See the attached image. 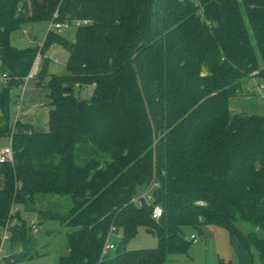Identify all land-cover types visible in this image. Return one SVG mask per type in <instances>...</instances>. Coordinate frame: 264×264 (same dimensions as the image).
<instances>
[{
  "label": "trees",
  "instance_id": "1",
  "mask_svg": "<svg viewBox=\"0 0 264 264\" xmlns=\"http://www.w3.org/2000/svg\"><path fill=\"white\" fill-rule=\"evenodd\" d=\"M57 9L70 26L89 20L76 24L74 43L50 29L42 47L12 45L22 23L52 21ZM52 42L69 58L66 74L37 76L49 89L48 131L18 119L14 163L0 168V230L9 233L0 235L2 264L40 256L38 224L51 221L70 230L59 264H167L191 244L184 226L204 225L228 231L238 264H253L252 247L264 264V115L229 106L246 77H264V0H0V71L8 76L0 141L12 91L22 89L35 50ZM93 85L81 110L74 88ZM97 152L109 158L89 157ZM153 181L160 186L150 201L136 205ZM55 195L70 197L64 215L38 208ZM156 206L163 207L158 220ZM21 208L38 223L29 226ZM139 227L157 247L127 248Z\"/></svg>",
  "mask_w": 264,
  "mask_h": 264
},
{
  "label": "rangeland",
  "instance_id": "2",
  "mask_svg": "<svg viewBox=\"0 0 264 264\" xmlns=\"http://www.w3.org/2000/svg\"><path fill=\"white\" fill-rule=\"evenodd\" d=\"M192 1L196 2L197 0ZM51 23L52 21L48 19L22 23L19 28L11 33L10 39L12 45L17 48H23L25 46L28 47L33 44L42 46L49 30L51 29ZM77 29L78 26L74 24L73 26L65 27L61 30L53 29V32L57 33L60 38L65 39L69 43H74ZM47 44L48 43H46L44 48H42L39 52L34 49L35 52L40 53L41 55L37 76L44 72L42 78L45 81H48L51 76H62L66 74V65L69 58L68 50L59 43L52 42L49 46H47ZM37 76L31 77L26 83L24 89H14L12 91V97L17 99L14 100V103L11 105L9 119L10 123L8 127L9 130L5 135L6 138L0 141V149L7 146L10 142V139H13L15 130L17 129V121L20 119V115L24 114V103H31L30 108H28V112L32 115V117L35 118L36 121H38L42 128L47 127V98L43 97L42 95H39L40 97L36 95L35 99L38 100V103L35 99L32 101L35 95L34 91H36L37 88H45L44 82L40 85L37 84ZM95 86L96 85L82 88L75 87V97L79 100V102L89 101ZM28 94L31 95V100L30 98L27 100L26 95ZM23 99L24 102H22ZM18 102L21 103L20 107H18ZM229 106L233 113H239L243 115H264V77H246L243 80L242 89L239 90L236 97L231 99ZM4 112L6 111L4 110ZM4 112L3 115L5 114ZM0 115H2V113H0ZM168 132L169 131H166L165 134ZM168 142V140L165 141L167 145L169 144ZM83 156L85 155H81V158L79 159V163L81 164L86 162V157L84 158ZM89 157L98 158L99 161L109 158L106 153L104 154L101 152L94 153V155ZM155 162L156 159L154 160V163ZM100 166H102V164ZM143 190L144 189L142 188L141 191ZM47 200L48 203H39L38 205V208H44L45 213L52 212L64 215L73 206L69 196H49ZM199 204L204 205L205 203L199 202ZM21 216L26 220L29 226L37 221V217L34 214L26 212V210L23 208H21ZM38 226L40 230L35 234V237L37 243L36 251L40 254V256H36L33 259L22 260L16 262L15 264H59L60 256L66 255L68 253L66 233L70 231L69 228L62 226L58 221L38 224ZM238 226L244 233H248L251 230V227L244 223H239ZM183 231L186 239L191 241V244L186 253L170 254L166 259L167 264H238L237 256L230 244L229 233L225 228L219 227L217 225H204L199 229H196L192 226H184ZM192 234L196 235V238L192 239ZM0 235H2L3 240L5 236L8 238L9 233L6 232V229L4 228V230H0ZM121 238L123 237L119 232V235H117L116 239L119 240ZM6 242L4 244L3 252L0 254L1 264L7 263V261L3 259V257L7 254ZM157 246V237L153 233L146 231L144 227H139L137 233L127 242V248L131 250L155 248ZM251 251L253 256V264H260L258 250L255 247H252Z\"/></svg>",
  "mask_w": 264,
  "mask_h": 264
},
{
  "label": "built area",
  "instance_id": "3",
  "mask_svg": "<svg viewBox=\"0 0 264 264\" xmlns=\"http://www.w3.org/2000/svg\"><path fill=\"white\" fill-rule=\"evenodd\" d=\"M59 18H60V13H59V10L57 9L54 12V14H53L52 23H51V26H50L51 29L61 30V29L65 28V27H69L70 26V23H69L68 19H65L64 21H61V20H59ZM75 23L78 26H80V25L89 23V20H76ZM40 47H42V46H40ZM40 61H41V55H40V53H38V55L36 56V59L34 61V64H33L32 68H31L30 72L28 73V75L23 80V85L21 87L22 89L25 88L26 83L29 81V79L31 77L37 76V70H38V65H39ZM7 80H8V76L5 73H2L0 71V86L2 84L3 85L6 84ZM18 107H20V102H18ZM13 162H14V152H13V149H12V139H10L9 144L7 146H5V147L0 149V168L5 163H13ZM159 186H160L159 182H157V181L151 182L150 185L148 186V188L134 199V202L136 203V205L140 206L142 204L143 200H146V202L150 201L152 190L155 187H159ZM161 216H162V209H161L160 206H156L154 208V210H153L152 217L154 219L158 220ZM33 230H34V232H37L38 231V227L34 226ZM6 232H7V229H6ZM114 232H115V228L112 227L109 235L114 233ZM5 238H7V236H5ZM192 238H196V236L193 235ZM113 248H114V245H113V243H111L109 241V236H108V238L106 240V243H105V249L106 250H108V249L110 250V249H113ZM3 250H4V244L2 243L0 245V254L3 252ZM0 257H1V255H0Z\"/></svg>",
  "mask_w": 264,
  "mask_h": 264
},
{
  "label": "crops",
  "instance_id": "4",
  "mask_svg": "<svg viewBox=\"0 0 264 264\" xmlns=\"http://www.w3.org/2000/svg\"><path fill=\"white\" fill-rule=\"evenodd\" d=\"M25 47H27V46H25ZM48 90L49 89L47 87H45L44 89L37 88L36 91H34V94L35 95H34L33 100H32V101H34V99L36 98V95H38V96L39 95L40 96L42 95L43 97H46L47 98V106H48L47 107V111H46L47 112L46 113L47 114V122H49V111L52 108L50 106V100L48 98V94H49ZM26 97H27V100H28V98H30V100H31V95L30 94L26 95ZM24 99H25V96H24ZM24 99H23V101L22 100L21 101L24 102ZM35 100L38 103V100L37 99H35ZM30 104L31 103H28V102H27V104L26 103L23 104V106H24V114L23 115H20L21 121L24 122V123L33 125L34 128L37 129V130H39V131H42V132L48 131V128H49L48 125H47V127L42 128V126L39 125L38 121H36L35 118L32 117V115L28 112V108H30V106H31ZM59 260H60V258H59ZM260 264H261V261H260Z\"/></svg>",
  "mask_w": 264,
  "mask_h": 264
},
{
  "label": "water",
  "instance_id": "5",
  "mask_svg": "<svg viewBox=\"0 0 264 264\" xmlns=\"http://www.w3.org/2000/svg\"><path fill=\"white\" fill-rule=\"evenodd\" d=\"M65 90L66 91H70L71 90V87H67V88H65ZM79 108L82 110V108H83L82 102L79 103Z\"/></svg>",
  "mask_w": 264,
  "mask_h": 264
}]
</instances>
